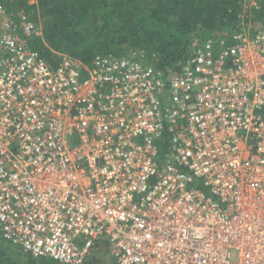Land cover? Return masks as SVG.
I'll list each match as a JSON object with an SVG mask.
<instances>
[{"label":"built area","instance_id":"2783aa9c","mask_svg":"<svg viewBox=\"0 0 264 264\" xmlns=\"http://www.w3.org/2000/svg\"><path fill=\"white\" fill-rule=\"evenodd\" d=\"M255 0L254 5H259ZM179 70L62 54L0 4V231L57 264H264V27Z\"/></svg>","mask_w":264,"mask_h":264},{"label":"trees","instance_id":"16d2710c","mask_svg":"<svg viewBox=\"0 0 264 264\" xmlns=\"http://www.w3.org/2000/svg\"><path fill=\"white\" fill-rule=\"evenodd\" d=\"M0 4L42 24L43 35H37L34 44L54 64L64 53L89 64L98 54L143 50L155 66L176 71L205 39L237 31L248 22L242 18L243 0H0ZM252 20L264 27V0L254 8ZM52 261L34 258L0 231V264Z\"/></svg>","mask_w":264,"mask_h":264},{"label":"rangeland","instance_id":"374dc122","mask_svg":"<svg viewBox=\"0 0 264 264\" xmlns=\"http://www.w3.org/2000/svg\"><path fill=\"white\" fill-rule=\"evenodd\" d=\"M243 1H244V9H246V10L244 11V14L242 15L243 16L242 18H243V21H248V22H246V24L244 23L246 25V28H248V30H250V31H253V29H255L256 26H257L256 23H258L256 20H252L253 16H254V8L255 9L258 8L259 5H254L253 4V2L255 0H243ZM41 28H42V26H41ZM105 256H106V253L103 254V258H101V260L96 259L95 264H109V263H111L110 261H108L105 258ZM52 262L54 264H56L55 263L56 261H52Z\"/></svg>","mask_w":264,"mask_h":264},{"label":"crops","instance_id":"0c3cea01","mask_svg":"<svg viewBox=\"0 0 264 264\" xmlns=\"http://www.w3.org/2000/svg\"><path fill=\"white\" fill-rule=\"evenodd\" d=\"M3 235V234H2ZM3 237H4V235H3ZM5 238V237H4ZM6 239V238H5ZM6 240H8V239H6ZM9 242H11L10 240H8ZM29 253V252H28ZM31 254V253H30ZM32 255V254H31ZM35 258V257H34Z\"/></svg>","mask_w":264,"mask_h":264}]
</instances>
